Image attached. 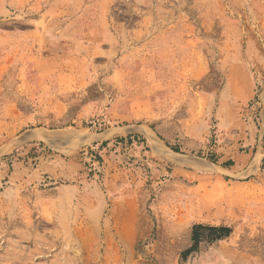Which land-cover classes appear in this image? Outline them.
<instances>
[{"label":"rangeland","instance_id":"374dc122","mask_svg":"<svg viewBox=\"0 0 264 264\" xmlns=\"http://www.w3.org/2000/svg\"><path fill=\"white\" fill-rule=\"evenodd\" d=\"M21 1L0 0V264H264V0Z\"/></svg>","mask_w":264,"mask_h":264},{"label":"bare ground","instance_id":"6f19581e","mask_svg":"<svg viewBox=\"0 0 264 264\" xmlns=\"http://www.w3.org/2000/svg\"><path fill=\"white\" fill-rule=\"evenodd\" d=\"M108 1V0H107ZM106 1V2H107ZM29 0H22L19 4H17L14 8V10H18V12H24V10H22L23 8H25V6L28 4ZM58 4V3H57ZM49 5V0H35L34 4L32 5L31 9L32 12H41L43 10H45ZM65 6V5H64ZM91 6V5H90ZM27 7V6H26ZM63 7V6H62ZM108 4L103 5L101 11L99 12V16H98V24L97 26L93 29L94 32H96V35H91L89 37V41L93 44L94 47H89V49L91 50V54L94 55H98V47L100 46V44H102L103 42H108L111 43V34H110V30L114 28V25L112 24V22L108 19ZM61 9V8H60ZM88 9V8H86ZM98 10V9H97ZM30 11V10H29ZM96 11V10H95ZM97 13V12H96ZM35 15V14H34ZM60 15V14H59ZM96 15V14H95ZM36 16V15H35ZM92 16V15H91ZM96 17V16H95ZM193 17V16H192ZM93 19V18H92ZM59 22V21H58ZM74 24V22H73ZM72 24V25H73ZM96 24V23H94ZM49 21H46V15H42L41 16V21L38 22L37 24V29L38 32L35 34L36 36V40L37 43L39 44V46L41 47V49L46 48L45 47V42H47L48 47L46 49L43 50V53H54L57 52V50L54 48V40L53 38H46L45 36L51 33V29L49 27ZM64 23L62 22L60 26H63ZM56 28V27H55ZM90 28V27H89ZM54 31V30H53ZM66 31V27L62 29V33L59 34L60 37H67L70 39V41L72 42H76L79 40L80 38V33H81V28L79 29H73L71 31L70 28V32L69 34H65ZM113 32V31H112ZM59 33V32H58ZM68 33V32H66ZM98 33H101V35L99 36ZM50 36V35H49ZM53 36H56L55 34H53ZM64 38V39H65ZM83 40V39H82ZM61 41V40H60ZM64 42L66 43L67 40ZM50 43V45H49ZM77 47V46H76ZM42 53V52H41ZM151 137V143L155 146L157 145V141L155 140V138H153V136ZM159 146V145H158Z\"/></svg>","mask_w":264,"mask_h":264},{"label":"crops","instance_id":"0c3cea01","mask_svg":"<svg viewBox=\"0 0 264 264\" xmlns=\"http://www.w3.org/2000/svg\"><path fill=\"white\" fill-rule=\"evenodd\" d=\"M248 155H240V154H233L231 156H226V157H223L221 158V160L223 162H228V161H231L233 162L234 164L233 165H239L241 164L243 161H248ZM250 158V157H249ZM226 167V166H225ZM226 170H228V167L225 168Z\"/></svg>","mask_w":264,"mask_h":264},{"label":"trees","instance_id":"16d2710c","mask_svg":"<svg viewBox=\"0 0 264 264\" xmlns=\"http://www.w3.org/2000/svg\"><path fill=\"white\" fill-rule=\"evenodd\" d=\"M210 230H216V231L217 230H221V231H224V233L213 236L212 238L209 239V241L216 240V239H220L223 236H228L229 235V230L228 229H223V228H220V229L210 228ZM192 240H194L195 243H197V241H198V239H196V238H192Z\"/></svg>","mask_w":264,"mask_h":264}]
</instances>
